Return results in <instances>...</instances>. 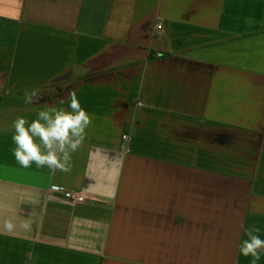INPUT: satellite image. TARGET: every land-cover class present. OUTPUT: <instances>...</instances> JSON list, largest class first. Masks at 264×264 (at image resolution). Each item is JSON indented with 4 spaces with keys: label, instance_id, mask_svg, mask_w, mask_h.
I'll return each mask as SVG.
<instances>
[{
    "label": "crops",
    "instance_id": "1",
    "mask_svg": "<svg viewBox=\"0 0 264 264\" xmlns=\"http://www.w3.org/2000/svg\"><path fill=\"white\" fill-rule=\"evenodd\" d=\"M72 92L71 171L21 167L14 120ZM241 224L264 239V0H0V264H250Z\"/></svg>",
    "mask_w": 264,
    "mask_h": 264
},
{
    "label": "clouds",
    "instance_id": "2",
    "mask_svg": "<svg viewBox=\"0 0 264 264\" xmlns=\"http://www.w3.org/2000/svg\"><path fill=\"white\" fill-rule=\"evenodd\" d=\"M54 92L55 89H52L48 94ZM39 99L38 90H25V104L36 103ZM90 124L89 114L81 106L76 93L72 92L67 109L53 107L39 111L30 123L23 116L14 120L11 137L15 144L13 155L23 168H30L34 163L37 168L47 167L53 173L57 170L70 172L72 154L82 147ZM114 197L115 192L110 193V198ZM19 228L30 232L31 220L21 221ZM2 230L5 234H12L17 225L8 218L4 220ZM241 230L246 238L240 242L238 252L243 257H250V264H257L264 253V239L258 235L261 228L256 224L247 227L241 224Z\"/></svg>",
    "mask_w": 264,
    "mask_h": 264
},
{
    "label": "built area",
    "instance_id": "3",
    "mask_svg": "<svg viewBox=\"0 0 264 264\" xmlns=\"http://www.w3.org/2000/svg\"><path fill=\"white\" fill-rule=\"evenodd\" d=\"M160 25H161L160 22L156 23L157 27H159ZM63 195L65 198H67L71 201L82 200L84 198V196L81 193L72 192V191H64Z\"/></svg>",
    "mask_w": 264,
    "mask_h": 264
}]
</instances>
